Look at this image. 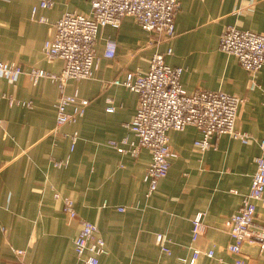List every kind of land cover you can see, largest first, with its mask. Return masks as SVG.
<instances>
[{"label": "crops", "instance_id": "1", "mask_svg": "<svg viewBox=\"0 0 264 264\" xmlns=\"http://www.w3.org/2000/svg\"><path fill=\"white\" fill-rule=\"evenodd\" d=\"M51 1L50 8L37 11V17L47 19L41 23L30 18L34 0H0V60L26 72L62 70L63 61L47 60L43 45L63 14L90 15L91 0ZM179 2L170 40L143 30L131 16L116 28H100L93 76L66 82L65 93L77 92L88 101L83 116L71 124L56 126L55 82H34L27 74L14 80L0 76V264H16L14 250L24 251L26 264H80L74 254L80 220L94 223L105 242L99 264H181L179 257L190 264H264V249L254 242H245L240 255L229 252L226 226L250 192L255 160L264 154V66L247 71L236 56L219 48L228 27L264 35V0ZM107 39L117 44L112 58L105 56ZM168 48L172 53L165 62L183 69L181 85L187 93L222 91L242 100L235 130L249 139L226 134L201 151L194 146L201 137L196 127L168 131L170 167L147 196L149 150L132 157L110 145L123 138L137 142L125 124L136 112L138 95L113 80L145 73L153 53ZM109 105L112 112L106 110ZM73 133L78 136L71 150ZM57 161L68 163L57 167ZM63 198L73 201L76 218L63 212ZM199 212L204 231L192 242V219ZM255 226H264L261 202ZM159 235L169 254L161 250ZM195 248L201 254L192 260ZM209 250L212 257L205 254Z\"/></svg>", "mask_w": 264, "mask_h": 264}, {"label": "built area", "instance_id": "2", "mask_svg": "<svg viewBox=\"0 0 264 264\" xmlns=\"http://www.w3.org/2000/svg\"><path fill=\"white\" fill-rule=\"evenodd\" d=\"M34 1L30 18L46 23L44 16L37 17V11L39 8H50L52 1ZM179 4V0H91L90 15L73 12L63 14L54 23L52 39L45 41L43 45V54L47 60L63 61L64 66L58 74L37 69L26 72L17 63L0 60V76L14 80L19 75L27 74L34 82L41 78L55 82L59 90L55 104L56 126L71 124L83 116L88 101L80 99L77 92L65 93L66 82L93 76L97 66L94 46L100 28L107 25L116 28L125 16H131L143 30L155 32L170 40L175 35V15ZM105 48V56L112 58L117 48L115 40L107 39ZM219 48L236 56L247 71L256 72L264 66L263 34L228 27L221 34ZM171 53V48L166 53L155 51L145 73H129L123 80H113V84L122 85L138 95L136 112L131 121L125 124L126 130L136 137L137 142L123 138L119 143L110 142V145L119 153L132 157H136L140 149L149 150L151 163L147 168V196L156 190L159 180L167 175L170 167L168 131H180L188 125L196 127L201 137L194 142V146L201 151L211 148L213 138L222 135H232L242 142L249 139L246 134L235 130L237 112L242 100L222 91L197 90L187 93L181 85L183 69L171 67L165 62V56ZM9 103L12 104L13 100L9 99ZM69 106H74L72 112L67 111ZM106 110L112 112L114 107L109 105ZM77 136V133L70 136L71 150ZM260 148L264 151V140L260 141ZM255 162L256 170L250 192L244 196L238 211L226 221L232 239L227 250L236 255L242 253L245 242H254L261 250L264 249V226L255 228L256 204L261 202L264 205V154L259 155ZM67 163L57 161L54 165L63 167ZM54 197L60 198L57 193ZM62 203L63 212L70 219L76 218L73 201L63 198ZM118 210L123 211V208ZM203 216L199 212L192 219V242H196L203 234ZM79 223L80 231L74 240V254L80 264H99V256L107 252L105 242L97 235L98 229L94 223L86 220H80ZM156 240L161 250L169 254L166 239L159 235ZM14 252L17 257L16 264H26L23 260L24 251ZM200 254V250L193 249L192 260L198 259ZM205 254L212 257L213 252L209 250ZM178 260L181 264H190L184 257H179Z\"/></svg>", "mask_w": 264, "mask_h": 264}]
</instances>
